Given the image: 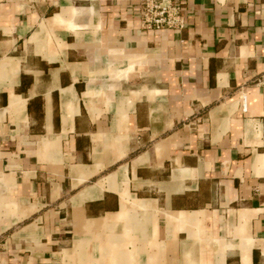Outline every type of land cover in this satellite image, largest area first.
<instances>
[{
    "label": "crops",
    "instance_id": "1",
    "mask_svg": "<svg viewBox=\"0 0 264 264\" xmlns=\"http://www.w3.org/2000/svg\"><path fill=\"white\" fill-rule=\"evenodd\" d=\"M0 0V264H264V0Z\"/></svg>",
    "mask_w": 264,
    "mask_h": 264
},
{
    "label": "built area",
    "instance_id": "2",
    "mask_svg": "<svg viewBox=\"0 0 264 264\" xmlns=\"http://www.w3.org/2000/svg\"><path fill=\"white\" fill-rule=\"evenodd\" d=\"M140 18L145 31L182 32L186 27L180 0H142Z\"/></svg>",
    "mask_w": 264,
    "mask_h": 264
}]
</instances>
